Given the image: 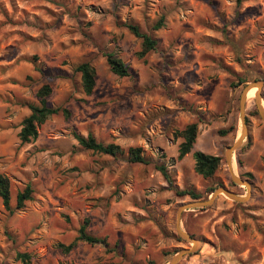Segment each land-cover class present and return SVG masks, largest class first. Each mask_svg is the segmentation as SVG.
<instances>
[{
    "label": "rangeland",
    "instance_id": "obj_1",
    "mask_svg": "<svg viewBox=\"0 0 264 264\" xmlns=\"http://www.w3.org/2000/svg\"><path fill=\"white\" fill-rule=\"evenodd\" d=\"M126 21L155 39V49L137 57L141 40ZM107 52L129 75L110 71ZM81 62L96 72L89 95L75 70ZM252 81L261 82L264 105V0H0V172L12 208L0 199V264H168L191 246L176 226L192 199L176 191L195 189L203 200L222 185L246 199L219 194L183 211L180 228L198 244L177 264H264V121L254 96L245 99L246 138L232 154V173L249 189L232 182L225 156ZM45 83L47 104L59 111L20 143ZM190 123L198 129L193 150L177 159V133ZM88 134L125 154L82 148L76 135ZM130 147L148 163L129 162ZM195 150L221 158L212 177L195 172ZM27 184L31 199L17 209ZM82 226L105 242L78 240ZM60 243L74 246L65 253Z\"/></svg>",
    "mask_w": 264,
    "mask_h": 264
},
{
    "label": "trees",
    "instance_id": "obj_2",
    "mask_svg": "<svg viewBox=\"0 0 264 264\" xmlns=\"http://www.w3.org/2000/svg\"><path fill=\"white\" fill-rule=\"evenodd\" d=\"M163 17L160 18L154 25V29H158L163 25ZM126 28L137 38L141 40L140 50L136 53L137 57L142 58L150 51L154 50L156 47V40L153 39L148 33L144 32L140 26L132 21H126ZM106 62L112 73L118 76L129 75V68L125 63L113 53H104ZM75 70L80 73L81 85L85 94L89 95L92 93L95 87L96 72L94 67L89 62H81L76 67ZM243 81V80H242ZM51 93V87L48 83L43 84L36 92L38 98V104H30V113L23 118L21 122V128L18 132V138L20 143H27L31 139L37 136V126L43 123L50 115L55 114L59 111L58 108L51 107L47 104V97ZM197 125L196 123L187 124L182 130L178 131V136L182 138L179 143L177 151V159L183 158L186 154L193 150V145L197 136ZM223 133L225 131H222ZM78 144L88 150L94 152H99L107 154L113 157H117L125 154L124 149L119 145L114 143L104 144L97 141L91 134L87 136L76 135ZM127 160L132 163H148L147 158L142 153L140 147H130L127 151ZM194 159V170L203 178H209L214 175L218 166L220 164L221 158L217 155H211L200 150L193 151ZM159 171L169 179L168 172L163 165H157ZM210 189L209 192H212ZM179 195H187L192 200H199L202 195L195 189H183L181 191H176ZM32 188L30 184H27L21 191L16 194V208L22 209L25 207V201L31 199ZM0 199L3 204L4 209L7 211H12L10 201H11V191H10V181L8 177L0 172ZM78 240H84L88 243H104V239H99L97 237L91 236L86 233L85 227L82 226L79 230ZM61 250L68 253L74 243L68 245L59 244ZM18 257L25 260L28 259V255L18 254Z\"/></svg>",
    "mask_w": 264,
    "mask_h": 264
},
{
    "label": "water",
    "instance_id": "obj_3",
    "mask_svg": "<svg viewBox=\"0 0 264 264\" xmlns=\"http://www.w3.org/2000/svg\"><path fill=\"white\" fill-rule=\"evenodd\" d=\"M251 87H256L257 91L255 92V103H256V107L258 109V113L260 118L264 121V105L262 103L261 100V95H260V88H261V82L259 81H252V82H248L244 88L241 91V96H240V117H241V132L239 134V137L236 139V141L233 143V145H231L230 147L227 148L226 152H225V156H226V162L227 165L231 171V179L232 182L234 184H239V185H243L245 186L247 189L250 188V183L248 180L242 179L240 177L234 176L232 174V154L235 150H237L238 148H240V146L242 145L244 139L246 138V131H247V125H246V117H245V95L247 93V91L251 88ZM219 194H224L227 197H229L230 199L234 200V201H244L246 199V197H242L237 195L235 192L227 189L225 186H219L217 187L210 195L208 198L203 199V200H191V201H187L185 203H183L179 210H178V219H177V232L178 234L181 236V238H183L184 240L188 241L189 243H191V246L188 248H182L181 250H179L177 253H175L173 255V257L170 259L168 264H177L185 255L195 251V249L197 248V244H198V240H196L194 237H192L189 233H187L186 231H183L180 228V215L183 211H187V210H194L197 208H203L205 206L211 205L213 203V201L216 199V197Z\"/></svg>",
    "mask_w": 264,
    "mask_h": 264
},
{
    "label": "bare ground",
    "instance_id": "obj_4",
    "mask_svg": "<svg viewBox=\"0 0 264 264\" xmlns=\"http://www.w3.org/2000/svg\"><path fill=\"white\" fill-rule=\"evenodd\" d=\"M257 91V88L256 87H251L246 95H245V99H246V102L248 99L252 98L253 96L255 97V92ZM249 101V100H248ZM233 172V171H232ZM233 174V173H232Z\"/></svg>",
    "mask_w": 264,
    "mask_h": 264
}]
</instances>
